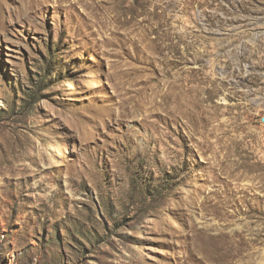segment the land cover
<instances>
[{
	"label": "rangeland",
	"instance_id": "374dc122",
	"mask_svg": "<svg viewBox=\"0 0 264 264\" xmlns=\"http://www.w3.org/2000/svg\"><path fill=\"white\" fill-rule=\"evenodd\" d=\"M0 264H264V0H0Z\"/></svg>",
	"mask_w": 264,
	"mask_h": 264
}]
</instances>
